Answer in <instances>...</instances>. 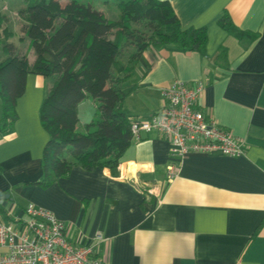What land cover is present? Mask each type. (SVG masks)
Segmentation results:
<instances>
[{"label":"crops","instance_id":"obj_1","mask_svg":"<svg viewBox=\"0 0 264 264\" xmlns=\"http://www.w3.org/2000/svg\"><path fill=\"white\" fill-rule=\"evenodd\" d=\"M160 1L183 29H205L204 51L145 50L144 65L122 85L130 90L123 112L130 120L149 119L166 106L160 92L170 83L201 84L196 108L242 141L244 155L191 154L168 180L169 142L152 131L132 139L114 170L73 166L43 188L35 183L43 178L48 135L38 109L56 78L29 74L12 134L0 135V197L8 195L0 209L12 220L25 219L28 205L48 211L79 245L100 233L103 264H264V0ZM18 9L0 8L14 33L10 55L27 53L32 64ZM220 20L246 34L236 38ZM7 54L0 47V62ZM89 98L77 107L76 132L98 119L96 111L87 120L84 102L97 109Z\"/></svg>","mask_w":264,"mask_h":264},{"label":"trees","instance_id":"obj_2","mask_svg":"<svg viewBox=\"0 0 264 264\" xmlns=\"http://www.w3.org/2000/svg\"><path fill=\"white\" fill-rule=\"evenodd\" d=\"M22 3L17 17L35 58L29 64L27 53L10 55L9 39L14 33L0 13V47L8 53L0 62V135L12 134L16 102L25 92L27 76L55 77L38 111L48 139L41 156L43 178L35 184L46 188L67 177L73 166L87 171L114 170L132 143L131 120L122 110L130 90L122 85L144 65L143 52L161 46L182 53H203L205 29H183L170 4L160 0L103 1L115 12L114 20L79 0ZM220 24L236 38L246 34L223 20ZM128 46L135 50L123 64L119 56ZM86 97L97 103L98 120L87 124L85 133H78L77 107ZM0 215L13 221L2 209Z\"/></svg>","mask_w":264,"mask_h":264},{"label":"built area","instance_id":"obj_3","mask_svg":"<svg viewBox=\"0 0 264 264\" xmlns=\"http://www.w3.org/2000/svg\"><path fill=\"white\" fill-rule=\"evenodd\" d=\"M202 93L201 84L189 87L175 80L160 92L165 107L149 119L131 120L132 139L156 131L168 140L169 158L174 162L166 167L168 180L177 175L182 161L191 154L241 157L245 153L242 141L215 121L206 120L196 108ZM24 215L25 219L0 220V264H103L97 257L100 233L89 244L79 245L69 237L65 224L50 212L28 205Z\"/></svg>","mask_w":264,"mask_h":264},{"label":"rangeland","instance_id":"obj_4","mask_svg":"<svg viewBox=\"0 0 264 264\" xmlns=\"http://www.w3.org/2000/svg\"><path fill=\"white\" fill-rule=\"evenodd\" d=\"M57 1H59L60 4H65L69 0H57ZM79 1L82 2V3H85V4H87V3L91 4L94 8L102 11L105 14L106 18H109L111 20L116 19L115 12L110 10L109 8H107L108 7V6H106L107 3H103V1H105V0H79ZM5 5H7L10 9H12V8H16L17 6L21 7L23 5V3H22V0H0V8H2ZM146 34L148 35L149 32H146ZM134 50L135 49L132 46H128L125 49H123L121 51L120 56H119V61L121 63H123V64H126L128 62L129 55ZM89 101H92V99L89 98ZM84 103H85L84 104L85 106L83 107V110L85 111V113L89 114V118L87 117V120L89 122L90 120H92L94 118V114H95L94 112H96L97 109L91 107L88 102H84ZM38 111H39V109H38ZM91 117H93V118H91ZM38 118H39V115H38ZM77 132L78 133H85V130H83V126H79L78 129H77Z\"/></svg>","mask_w":264,"mask_h":264},{"label":"water","instance_id":"obj_5","mask_svg":"<svg viewBox=\"0 0 264 264\" xmlns=\"http://www.w3.org/2000/svg\"><path fill=\"white\" fill-rule=\"evenodd\" d=\"M0 198H8V195H1V197Z\"/></svg>","mask_w":264,"mask_h":264}]
</instances>
